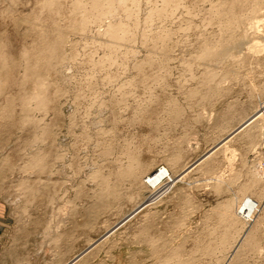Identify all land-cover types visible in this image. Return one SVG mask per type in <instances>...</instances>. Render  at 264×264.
I'll use <instances>...</instances> for the list:
<instances>
[{"label":"rangeland","instance_id":"rangeland-1","mask_svg":"<svg viewBox=\"0 0 264 264\" xmlns=\"http://www.w3.org/2000/svg\"><path fill=\"white\" fill-rule=\"evenodd\" d=\"M263 18L0 0V264H264Z\"/></svg>","mask_w":264,"mask_h":264},{"label":"bare ground","instance_id":"bare-ground-1","mask_svg":"<svg viewBox=\"0 0 264 264\" xmlns=\"http://www.w3.org/2000/svg\"><path fill=\"white\" fill-rule=\"evenodd\" d=\"M227 19H228V21H231V23H229V27H231V24L233 23V22H235V21H240L241 19H239V18H237V17H234V18H232V17H230V18H228L227 17ZM264 19V18H263ZM261 21H263V20H261V18L260 19H258V17H255L254 18V21L251 23V28L252 29H259L260 28V23H261ZM238 24V23H237ZM237 24H236V26H237ZM257 39H260V37H257ZM256 42V41H255ZM252 39H247V38H245V39H243L242 41H241V46L245 49V47H247V46H249V45H247V44H251V43H255ZM256 43H258V42H256ZM258 45H260L259 43H258ZM255 47V46H254ZM258 47V46H257ZM210 48H206V51H204V55L201 57V59H206L207 58V56L210 54ZM264 133V132H263ZM257 153V152H256ZM233 158V157H232ZM228 159H231V157L230 158H228ZM199 163V162H198ZM260 169L258 170V172L260 171V176L262 177V178H264V170L262 169V167H261V165H262V158L260 159ZM261 177H259V178H261ZM222 178V177H221ZM261 178V179H262ZM220 181V180H219ZM245 207H246V205H241V203H239L238 204V206L236 207V209L234 208V206H232L231 205V203L230 204H227V206H226V210L227 211H224L225 213H223V217H224V221H226V222H228L229 220L231 221V222H229L230 223V225H232V224H234V217H237L238 218V210H240L241 212L243 211V210H245ZM234 215H236V216H234ZM244 216H246V220H245V217H244V225H245V229H247L248 227V225L250 224V222L252 221V220H250L249 221V218H248V215H247V213H245L244 214ZM247 223H249L248 225H247ZM243 224V223H242ZM252 227V226H251ZM251 227H249V228H251ZM248 228V229H249ZM248 233V232H247ZM250 234V233H249ZM249 238H251V240H250V243H252L254 240H255V238H254V235L253 234H250V237ZM239 239V238H238ZM244 240H245V236H243V237H241L239 240H237L236 241V244L234 245V246H232L231 248H228V247H225V248H223V254H226L227 252H225V251H231L232 250V253H230V254H233V251L234 252H236V249L237 248H240V247H242V245H243V242H244ZM229 251V252H230ZM226 257V256H225ZM229 258H230V256H228V258H227V260L226 261H230L229 260ZM225 259V258H224ZM231 259V258H230ZM225 261V260H224ZM225 261V262H226ZM224 262V263H225ZM231 262V261H230Z\"/></svg>","mask_w":264,"mask_h":264},{"label":"built area","instance_id":"built-area-1","mask_svg":"<svg viewBox=\"0 0 264 264\" xmlns=\"http://www.w3.org/2000/svg\"><path fill=\"white\" fill-rule=\"evenodd\" d=\"M260 156H261V158H262V165H261V167H262V169L264 170V144H263V146H262Z\"/></svg>","mask_w":264,"mask_h":264}]
</instances>
